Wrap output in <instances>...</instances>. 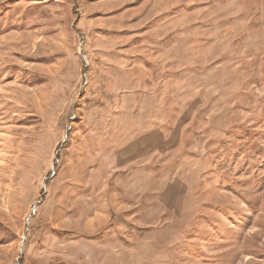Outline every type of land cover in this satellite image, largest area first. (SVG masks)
I'll list each match as a JSON object with an SVG mask.
<instances>
[{
  "label": "rangeland",
  "instance_id": "obj_1",
  "mask_svg": "<svg viewBox=\"0 0 264 264\" xmlns=\"http://www.w3.org/2000/svg\"><path fill=\"white\" fill-rule=\"evenodd\" d=\"M0 67V264H264V0H0Z\"/></svg>",
  "mask_w": 264,
  "mask_h": 264
},
{
  "label": "bare ground",
  "instance_id": "obj_2",
  "mask_svg": "<svg viewBox=\"0 0 264 264\" xmlns=\"http://www.w3.org/2000/svg\"><path fill=\"white\" fill-rule=\"evenodd\" d=\"M28 59V58H27ZM1 68V67H0Z\"/></svg>",
  "mask_w": 264,
  "mask_h": 264
},
{
  "label": "water",
  "instance_id": "obj_3",
  "mask_svg": "<svg viewBox=\"0 0 264 264\" xmlns=\"http://www.w3.org/2000/svg\"><path fill=\"white\" fill-rule=\"evenodd\" d=\"M25 239V238H24Z\"/></svg>",
  "mask_w": 264,
  "mask_h": 264
}]
</instances>
